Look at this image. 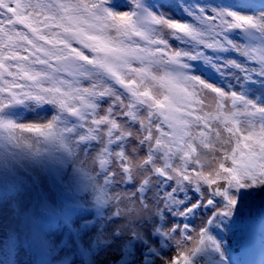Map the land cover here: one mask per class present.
<instances>
[{
  "label": "snow or ice",
  "instance_id": "obj_1",
  "mask_svg": "<svg viewBox=\"0 0 264 264\" xmlns=\"http://www.w3.org/2000/svg\"><path fill=\"white\" fill-rule=\"evenodd\" d=\"M254 192L264 0H0V264L13 201L28 264H236Z\"/></svg>",
  "mask_w": 264,
  "mask_h": 264
},
{
  "label": "trees",
  "instance_id": "obj_2",
  "mask_svg": "<svg viewBox=\"0 0 264 264\" xmlns=\"http://www.w3.org/2000/svg\"><path fill=\"white\" fill-rule=\"evenodd\" d=\"M199 74V73H197ZM227 83L232 84V81H227ZM223 86V83L221 84ZM259 92H257V96H259ZM28 119H37L38 117L33 114L31 116H28L25 114ZM51 113H45V112H40L39 117H44V116H50ZM48 185L53 189V191H56L55 186L52 184L51 178L49 177L48 179ZM207 196V193H205ZM193 196V201H195L196 196L195 194H192ZM9 197L11 199L12 197V192H9ZM22 204H28V200L25 198L20 201ZM255 204L258 206L256 207ZM262 204V205H261ZM250 208L253 211V213L260 217L264 213V193H260V197L258 200L254 202H251L250 200ZM15 210V214L13 212ZM19 206L16 202L11 203V207L8 209V216H7V222L8 225L11 228H15L19 230L20 233V243H21V252L19 256L16 257L18 260L19 264L21 262H29L30 260V253L28 251L29 249V233L30 231H34V228H30L27 220L24 216L19 215ZM245 212H248L246 209ZM48 218L40 223H42V227L44 231H49L51 230L52 232H56V230L59 228V225L56 226L55 224L52 223L51 219L49 218L48 213H44ZM205 213L201 210L197 212L193 217L188 218V220H184L182 222H189L191 221V227L198 229V226L201 225L203 221L206 219ZM246 216L245 214L239 218L235 223L231 224L229 227L224 228L223 233L228 235L230 240L233 241L234 243L239 242L241 239V236H246L248 234L249 230V225L245 223ZM187 221V222H186ZM201 223V224H200ZM216 234V233H214ZM242 241V240H241ZM168 250V249H167ZM166 250V251H167Z\"/></svg>",
  "mask_w": 264,
  "mask_h": 264
},
{
  "label": "rangeland",
  "instance_id": "obj_3",
  "mask_svg": "<svg viewBox=\"0 0 264 264\" xmlns=\"http://www.w3.org/2000/svg\"><path fill=\"white\" fill-rule=\"evenodd\" d=\"M259 197L260 192H254L250 200L255 203ZM255 206L258 207L256 204ZM251 212V218L248 212H245L250 228L248 234L246 236H241L239 242L234 243L231 241L229 236L224 234L223 231L218 234V238L223 237L231 247L232 260L235 261L236 264H256L258 257L264 252V213L261 217H257L252 210ZM57 225H59L58 222ZM199 227H201V225L198 226V229ZM164 254L168 258H171L175 254V249H168ZM20 264H28V262L23 261Z\"/></svg>",
  "mask_w": 264,
  "mask_h": 264
}]
</instances>
